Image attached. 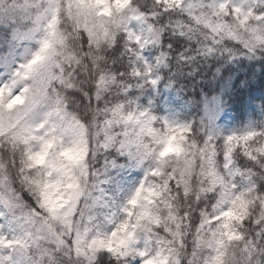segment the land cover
I'll use <instances>...</instances> for the list:
<instances>
[{"label": "snow or ice", "instance_id": "snow-or-ice-1", "mask_svg": "<svg viewBox=\"0 0 264 264\" xmlns=\"http://www.w3.org/2000/svg\"><path fill=\"white\" fill-rule=\"evenodd\" d=\"M226 71L264 101V0H0V264H264V114L221 125Z\"/></svg>", "mask_w": 264, "mask_h": 264}, {"label": "trees", "instance_id": "trees-1", "mask_svg": "<svg viewBox=\"0 0 264 264\" xmlns=\"http://www.w3.org/2000/svg\"><path fill=\"white\" fill-rule=\"evenodd\" d=\"M246 63L251 62L246 61ZM244 74L245 73L242 71L239 73L233 71L231 74H228L226 71L225 77L218 85L213 87L210 93L211 95L222 96L225 104L224 109H230L236 120L240 123L244 122L248 116H252L255 120L260 119L262 115H259L256 107H258L262 111V114H264V101L251 100L248 96L240 97L236 95V92L234 91L235 81L238 78V75ZM253 82H255V77H253ZM193 88H197V92L199 91L198 86L190 79L184 82V93L180 95L171 89L162 88L160 92V95L163 96L161 106H164V103L170 100L178 112H188L191 114L195 109L187 101L188 96L196 95L192 93ZM196 98L198 99V96Z\"/></svg>", "mask_w": 264, "mask_h": 264}, {"label": "rangeland", "instance_id": "rangeland-1", "mask_svg": "<svg viewBox=\"0 0 264 264\" xmlns=\"http://www.w3.org/2000/svg\"><path fill=\"white\" fill-rule=\"evenodd\" d=\"M164 106H165V103H164ZM166 107L173 108V109H175L178 112V110L174 107V104H172V102L170 100H168L166 102ZM256 110L259 113V115L261 116L262 115V111L258 107H256ZM251 121H255V119L252 116H248L247 119L244 122H242V123L238 122L236 120L234 114L230 111V109H224L221 112L220 117H219V122L221 123V125L224 126V127H230V128L241 127V126H243L245 124H248ZM128 175L130 177L129 183H131V181L134 180L135 177L132 176L131 172H129Z\"/></svg>", "mask_w": 264, "mask_h": 264}]
</instances>
